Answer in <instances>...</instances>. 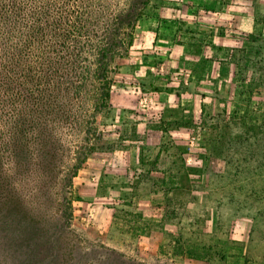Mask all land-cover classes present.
<instances>
[{
    "label": "rangeland",
    "instance_id": "obj_1",
    "mask_svg": "<svg viewBox=\"0 0 264 264\" xmlns=\"http://www.w3.org/2000/svg\"><path fill=\"white\" fill-rule=\"evenodd\" d=\"M115 2L133 25L73 216L38 244L0 221V264H264V0Z\"/></svg>",
    "mask_w": 264,
    "mask_h": 264
},
{
    "label": "trees",
    "instance_id": "obj_2",
    "mask_svg": "<svg viewBox=\"0 0 264 264\" xmlns=\"http://www.w3.org/2000/svg\"><path fill=\"white\" fill-rule=\"evenodd\" d=\"M115 1L0 0V221L36 244L68 227L73 180L101 135L110 59L133 25L130 11L116 25ZM80 130L87 145L72 152Z\"/></svg>",
    "mask_w": 264,
    "mask_h": 264
}]
</instances>
